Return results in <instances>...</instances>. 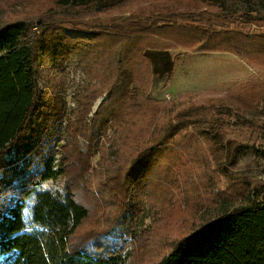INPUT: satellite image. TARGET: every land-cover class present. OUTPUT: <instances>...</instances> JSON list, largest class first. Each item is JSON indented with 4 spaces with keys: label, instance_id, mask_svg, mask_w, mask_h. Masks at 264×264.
<instances>
[{
    "label": "rangeland",
    "instance_id": "1",
    "mask_svg": "<svg viewBox=\"0 0 264 264\" xmlns=\"http://www.w3.org/2000/svg\"><path fill=\"white\" fill-rule=\"evenodd\" d=\"M55 1L0 0V25L44 20L52 35L62 33L65 45L62 55L58 44L54 55L45 51L37 70L39 90L62 114L42 142L54 153L55 167L66 156L67 172L39 182L35 191L63 193L69 186L87 207L75 243L100 234L118 246L123 264H154L183 236L246 203L264 184V38L257 44L261 51L246 58L195 51L205 36L188 17L218 11L199 0H126L100 12L78 7L69 14ZM225 2L227 19H204L196 27L216 30L220 45L237 39V32L264 36V21L250 18L264 16V0ZM130 19L152 34L113 36L115 25ZM145 45L170 47L168 79L142 58ZM115 50L132 81L116 114L99 126L93 117L115 79ZM185 109L195 111L177 117ZM31 196L23 210L27 220Z\"/></svg>",
    "mask_w": 264,
    "mask_h": 264
},
{
    "label": "trees",
    "instance_id": "2",
    "mask_svg": "<svg viewBox=\"0 0 264 264\" xmlns=\"http://www.w3.org/2000/svg\"><path fill=\"white\" fill-rule=\"evenodd\" d=\"M125 1L56 0L55 5L67 8L69 14L78 7L100 12ZM199 1L215 6L218 11L202 9L196 19L188 17L187 21L194 24L193 29L205 36L195 51L225 50L239 58L261 51L257 44L264 36L251 38L237 32V39L217 44L214 36L220 34L216 30H200L196 26L204 19H227L226 2ZM250 18L264 21V16ZM115 26L113 36L116 37L152 34L148 25L136 19H130L128 25ZM53 29L44 20L37 24V21L19 19L0 25V264H123L118 246L101 239L100 234L87 242L75 243L74 235L89 212L76 199L71 187L64 186L63 193L35 191L39 182L67 172L66 156L55 167L54 153L48 152L42 142L45 133L52 134L49 123L62 119L54 98L47 97L38 85L37 63L42 55L48 50L54 55L57 44V54L62 55L65 47L59 41L62 33L57 34V30L52 35L49 31ZM169 48L145 45L139 50L142 58L166 79L174 66ZM113 62L117 70L115 79L93 117L99 126L105 117L116 114L117 101L126 94L127 82L132 81L130 68L125 67L124 57L118 50L114 52ZM191 111L195 110L185 109L177 117H187ZM263 190L264 184L255 189L246 203L225 210L183 236L154 264H264V197L258 200ZM7 193L9 199L5 201ZM33 194L27 220L23 210Z\"/></svg>",
    "mask_w": 264,
    "mask_h": 264
}]
</instances>
